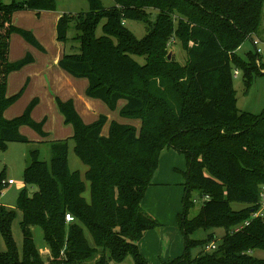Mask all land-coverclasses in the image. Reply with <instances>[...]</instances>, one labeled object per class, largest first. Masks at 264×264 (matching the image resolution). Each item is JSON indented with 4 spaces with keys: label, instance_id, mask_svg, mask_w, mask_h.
<instances>
[{
    "label": "trees",
    "instance_id": "trees-1",
    "mask_svg": "<svg viewBox=\"0 0 264 264\" xmlns=\"http://www.w3.org/2000/svg\"><path fill=\"white\" fill-rule=\"evenodd\" d=\"M114 2L105 8L102 0H88L87 12L63 13L57 34L66 51L59 65L77 78H87V96L102 100L110 109L125 100L121 116L141 118V127L112 121L104 136L107 115L85 123L73 99H57L65 123L74 128L70 138L75 152L87 167L90 199L85 195L87 183L69 165L70 138L49 141L50 160L42 159L39 149L32 150L16 205L22 211L23 249L19 250L13 234L17 211L0 204V232L7 246L0 251V264H113L129 256L135 264H150L141 253L140 241L159 223L143 200L167 147L185 154L188 163L185 212L180 219L186 252L177 263L264 264L255 256V251H264V220L252 218L260 207L264 184V112L240 110L234 87L237 66L247 86L254 74L264 72L255 63L258 51L249 52L243 65L232 55L247 38L260 33L264 0ZM56 7L57 0L0 5L1 149L12 141L30 142L20 130L22 125L44 138L50 135L45 129L47 117L37 121L32 116L39 98L14 118H7L5 112L22 94L8 95L10 74L35 61L31 53L10 60L12 35L18 33L46 52L32 31L14 24V14ZM149 11L157 12L155 19ZM127 20L146 25L142 39L127 27ZM100 24L103 33L98 35ZM72 25L75 32L70 38ZM172 37L188 54L184 65L168 58ZM9 185L5 172L0 173V196ZM191 191L198 192L202 201L194 218L189 213L199 200L191 198ZM234 202L246 206L236 211ZM68 213L73 221H67ZM248 219V225L234 231ZM34 227L42 229L46 254L36 244ZM216 228L225 230L220 239L215 233L191 238L198 230ZM212 242L216 249H207ZM192 248L201 250L192 256Z\"/></svg>",
    "mask_w": 264,
    "mask_h": 264
},
{
    "label": "rangeland",
    "instance_id": "rangeland-1",
    "mask_svg": "<svg viewBox=\"0 0 264 264\" xmlns=\"http://www.w3.org/2000/svg\"><path fill=\"white\" fill-rule=\"evenodd\" d=\"M12 1L13 0H0V5L9 4ZM58 2L59 7L65 8L68 13L87 12L89 10L88 0H58ZM102 2L105 8L115 5L114 0H102ZM149 15L151 19H155L157 12L151 11ZM13 21L17 26L18 24H23V26L29 28L30 26H33L31 24L34 20L32 19L30 12L22 9L15 12ZM126 25L138 39H142L147 33L146 25L142 22L127 20ZM74 32V26L72 25L69 29L70 38L73 36ZM102 33V25L100 24L97 34L101 35ZM16 35L20 36L24 41L26 40L18 33H14L11 38L12 47L14 49V55L12 54V58L20 59L25 56L26 53H23L21 49H17V47L20 46V43L16 40ZM76 45L79 46V43H76ZM50 49L51 51L53 50L51 46ZM68 50L71 51L72 49L68 48ZM257 51L259 54L255 59V63L258 69H260L261 72H264V9L260 33L258 35H253L251 38H247L241 48L233 52L232 55L236 63L239 62L240 65H243V63H245L244 58L247 57V54L249 52L255 54ZM167 54L168 56L171 55V58L174 59V61H178L182 65L188 60L186 50L182 47L181 41L176 37L170 39L167 47ZM137 59L140 63L144 62L143 57H137ZM39 61L41 62V60ZM35 67L36 65H32L25 68L22 72H19L20 74H17V76L14 75L10 81V86L8 88L9 94L22 92L21 96L9 107L11 114H15L14 117L22 114L27 104H29L35 96L43 98V104L35 110L34 116L37 119L33 116L34 119L40 121L45 114L52 113L51 107H49L48 93L42 89L39 91L38 86L35 85L37 82V80L34 82L33 76L35 73ZM239 69L240 68L237 66L234 76V87L237 91V105L239 109L253 114H262L264 112V75L254 74L251 83L247 86L244 83L243 72L239 71ZM29 77H31L30 81L28 79ZM120 104L123 105L124 103L121 102ZM108 111L110 114L114 113V110L112 109H109ZM51 117L52 119L48 123V128L51 129L53 134H68V129L73 132V126L66 124L63 121L61 122L56 114ZM137 119L141 121V118H133V121ZM22 126L23 130H26V132L37 133L39 135V133L30 126ZM46 126L47 124L45 125V129ZM23 134L28 137L26 133ZM28 138L30 139V142L12 141L8 142L4 149L0 148V173L5 172L6 179L10 182L8 188L0 196V204L6 205L9 209H15L17 211V217L13 223V234L20 251L23 249V233L20 225L22 221V211L17 209L16 205L19 195L25 186L23 176L29 163V154L32 150L39 149L42 159L50 160L51 158L49 142H40L34 138ZM68 159L70 168L73 171H77L87 183L85 195L89 200L90 185L86 179L87 167L76 154L72 138L69 139ZM187 168L188 163L185 154L170 147L163 149L153 185L147 189L143 200L147 212L159 223V226L148 231L140 242L141 253L147 258L150 264H178L177 261H180L181 257H183L186 252L185 235L180 227V219L185 212L184 183L186 182L185 173ZM191 198H198L199 200V202L191 208L189 213V217L194 218L200 213L202 201L196 191H191ZM245 206L246 204L240 202L232 203V209L236 211L243 209ZM211 233H215L216 237L220 239L224 235L225 230L222 228L198 230L191 235V238H207ZM86 235L91 244L95 245L94 239L87 229ZM34 236L39 250L43 254H46L48 248L42 229L34 227ZM6 248L7 246L4 237L0 232V251H6ZM200 250L201 248H192V256H196ZM255 256L264 260V251H255ZM113 264H135V260L133 257L129 256L123 262H114Z\"/></svg>",
    "mask_w": 264,
    "mask_h": 264
},
{
    "label": "crops",
    "instance_id": "crops-1",
    "mask_svg": "<svg viewBox=\"0 0 264 264\" xmlns=\"http://www.w3.org/2000/svg\"><path fill=\"white\" fill-rule=\"evenodd\" d=\"M25 10L27 12H30L32 16V19L34 21L31 25L33 26H30L28 28L23 26V24H18V27L32 31L37 37V39L40 41V43L45 47L46 52L41 51L39 48L33 46L28 41H24V39L16 35V40L20 43V46H18L17 49H21L23 53L26 54L31 53L34 56L35 61L30 64H27L21 70L12 72L9 76L8 88L10 86V81L12 80L14 75L17 76V74H20L19 72H22L25 68H28L32 65H36L34 69L35 73L33 74L34 82H36L37 80L35 85L38 86L39 91H41L42 89L46 93H48L47 97L49 98V107H51L52 113L45 114L43 118L40 119L42 120L47 117L46 129L50 132V135L48 137L44 138L40 134L38 135L37 133L34 134L32 132H26V130H23V126L20 127L21 132L26 133L28 137H31V139L34 138L40 142H49L53 140L66 139L72 137L74 134V130L72 132L70 129H68V134L62 135L58 133L53 134L51 132V129L48 128V123L51 121V116H54V114L57 115L58 119H60L61 122H65V116L62 114L58 107L57 99H61L63 101L73 99L75 108L81 115L85 123H93L100 117V115H107L108 122L104 125L102 130V134L104 136H108L110 124L112 121L128 123L136 126L139 129L141 127V121L139 119H137L138 121H133V118L123 117L120 114L121 108L126 103L125 100H120L118 102L117 108L114 110V113L110 114L108 111L110 108L105 102L100 99L87 96L86 90L89 85V81L87 78H77L60 67L59 61L63 57L66 49L64 43L58 39L57 24L63 13L68 11H66L65 8L59 7L58 0L57 7L55 10H34L28 8ZM50 46L53 48L52 51L50 49ZM11 49L10 60H18L17 58H12V54L14 55L12 40ZM39 60H41V62ZM28 79L30 81L31 77H29ZM14 94H16V92L13 94L8 93V95ZM35 97L39 98V103L34 109L32 116H34L35 110L43 104V98H41L40 96ZM121 102H123L124 104L121 105ZM7 110L5 112V116L7 118H12L15 116V114H11V110L9 108Z\"/></svg>",
    "mask_w": 264,
    "mask_h": 264
},
{
    "label": "built area",
    "instance_id": "built-area-1",
    "mask_svg": "<svg viewBox=\"0 0 264 264\" xmlns=\"http://www.w3.org/2000/svg\"><path fill=\"white\" fill-rule=\"evenodd\" d=\"M237 73V72H236ZM10 183V182H9ZM260 207L258 210L254 211L252 214V218H261L264 220V184L261 187V191H260V203H259ZM66 219L67 221H73L74 220V216H72L70 213H68L66 215ZM251 219H248L247 221H245L243 224H240L238 226H236L234 228V231H239L240 229H242L245 225H248L250 223ZM209 250H214L216 249V243L212 242V244L208 245L207 247ZM47 253V252H46ZM46 264H51V263H46Z\"/></svg>",
    "mask_w": 264,
    "mask_h": 264
},
{
    "label": "water",
    "instance_id": "water-1",
    "mask_svg": "<svg viewBox=\"0 0 264 264\" xmlns=\"http://www.w3.org/2000/svg\"><path fill=\"white\" fill-rule=\"evenodd\" d=\"M168 57H169V59H170V58H171V55H169Z\"/></svg>",
    "mask_w": 264,
    "mask_h": 264
}]
</instances>
